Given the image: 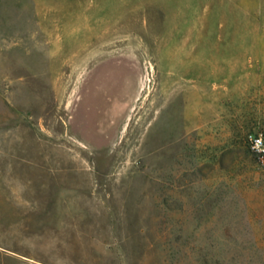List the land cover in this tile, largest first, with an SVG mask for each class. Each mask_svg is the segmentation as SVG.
Listing matches in <instances>:
<instances>
[{
	"label": "rangeland",
	"instance_id": "374dc122",
	"mask_svg": "<svg viewBox=\"0 0 264 264\" xmlns=\"http://www.w3.org/2000/svg\"><path fill=\"white\" fill-rule=\"evenodd\" d=\"M264 0H0V264H264Z\"/></svg>",
	"mask_w": 264,
	"mask_h": 264
},
{
	"label": "built area",
	"instance_id": "2783aa9c",
	"mask_svg": "<svg viewBox=\"0 0 264 264\" xmlns=\"http://www.w3.org/2000/svg\"><path fill=\"white\" fill-rule=\"evenodd\" d=\"M247 139L250 150L259 157H264V136L261 133L249 134Z\"/></svg>",
	"mask_w": 264,
	"mask_h": 264
}]
</instances>
